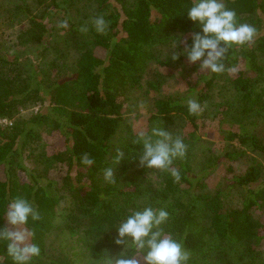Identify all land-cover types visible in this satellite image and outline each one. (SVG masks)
<instances>
[{"label":"trees","instance_id":"1","mask_svg":"<svg viewBox=\"0 0 264 264\" xmlns=\"http://www.w3.org/2000/svg\"><path fill=\"white\" fill-rule=\"evenodd\" d=\"M35 2L42 11L27 15L30 27L22 34L28 33L40 42L35 51L38 56H0V119H14L11 125H0V205L20 195L42 213L37 231L44 257L41 264H78V258L48 250L47 238L59 217L64 218L70 233L81 230L89 236L83 240L79 254L87 259L85 264H91L104 251L115 256L121 250L114 244L116 230L111 224L146 203L170 213L166 230L182 242L189 255L188 264H215V246L216 264H261L264 0H225L240 22L257 30L252 43L228 50L225 66H235V73L201 70L200 61L192 64L184 55L189 73L197 75L194 83L188 78L185 93L161 95L160 85L150 83L160 94L151 119L166 122L165 131L181 135L189 152L177 162L181 181L175 183L166 174L157 188H145L136 177L125 174L124 167L133 163L115 166L114 183L103 179V169L112 161V141L123 124L130 94L142 87L150 63H164L160 54L176 37H181L177 45L182 50L200 31L182 12L189 0ZM71 9L76 13H70ZM97 14H103L109 22L106 33L99 35L91 27L86 33L80 31ZM64 20L68 25L61 29L59 24ZM63 33L61 39L51 43V36ZM75 45L79 55L70 65L67 49ZM24 60L28 63L23 64ZM217 87L220 100L211 110L208 106ZM188 96H195L201 103L199 116L188 114L184 103ZM32 106H39L37 113L16 117L21 109ZM180 119L186 125L183 133L171 127ZM38 129L47 130L51 141L44 151L35 154L29 147L30 141L38 138ZM209 129L224 144L219 160L228 163L217 184L212 185L210 176L220 161L215 163L209 157L208 163H213L202 174L196 173L189 162L190 145L199 142ZM124 154L136 160L129 149ZM85 155L95 162L81 165ZM235 162H246L242 172L237 171ZM5 223L0 215V227ZM106 225L109 230L102 233ZM0 261L10 264L2 249Z\"/></svg>","mask_w":264,"mask_h":264},{"label":"clouds","instance_id":"2","mask_svg":"<svg viewBox=\"0 0 264 264\" xmlns=\"http://www.w3.org/2000/svg\"><path fill=\"white\" fill-rule=\"evenodd\" d=\"M187 19L200 29L191 36L190 45L176 53V37L169 45L173 49L172 60L178 55H185L192 64L200 61L201 70L214 74L232 73L237 71L234 66L226 69L225 56L228 50L242 47L254 41L257 30L249 23H242L234 8L228 6L225 0H189L182 10ZM109 22L103 14L92 17L90 24L81 26L80 31L87 32L89 27L99 35L106 33ZM68 21H61L59 28L64 29ZM202 33V34H201ZM188 114L199 116L203 111L201 103L195 96L185 98ZM133 143L142 146L139 163L147 169L167 173L175 183L181 181V173L175 167L177 161H182L188 152V144L176 133L165 131L158 123L153 122L145 127L138 122L134 131ZM123 158V153L117 152L111 163L103 169V179L114 183L115 166ZM94 159L85 155L81 165L87 167ZM0 215L6 223L0 227V249L10 264H41L43 253L37 241V231L42 221V213L36 205L25 196H14L0 205ZM170 213L165 208L154 207L150 203L138 206L123 216H120L111 226L115 227L114 244L120 251L111 255L104 251L91 264H188L189 255L182 242L166 230ZM106 225L102 231H108ZM3 264V261H0Z\"/></svg>","mask_w":264,"mask_h":264},{"label":"rangeland","instance_id":"3","mask_svg":"<svg viewBox=\"0 0 264 264\" xmlns=\"http://www.w3.org/2000/svg\"><path fill=\"white\" fill-rule=\"evenodd\" d=\"M83 3V2H82ZM88 4H94V2H89ZM77 7V6H75ZM95 7V6H94ZM42 6H38L35 0H0V56H20L23 57L28 54H32L33 57H37L35 51L40 45L39 41L32 40L33 37H30L28 33L25 35L22 32L30 27V20L27 15L31 12L34 15L42 11ZM28 9L30 11H28ZM75 10V8H74ZM28 11V12H27ZM76 13L72 11L70 13ZM49 34H47L48 36ZM61 35L51 36V43H56V38L61 39ZM55 40V41H53ZM63 44V43H62ZM64 46V44H63ZM73 46L68 50L67 60L70 65L75 64V61L79 55V50ZM181 51L177 45L176 53L178 54ZM35 53V54H34ZM174 52L171 47L166 48L160 54V63L158 61H153L150 63L147 72L143 79V85L141 88L134 90L130 94V98L127 102L124 113V121L121 125L120 131L113 139V150L112 158L119 151L123 153V158L116 167H123L122 165L128 164L130 167L125 168V174L129 178L136 177L140 182H142L145 188H157L160 186L162 179L167 173H162L158 170L147 169L140 165L139 163V154L142 152V146L139 144L133 143L135 137V129L137 123H142L145 127H150L153 122L158 123L164 130L166 122H161L157 120H152L151 115L154 109L155 99L161 95H176L185 93L188 85L187 80L193 81L197 79L196 73H189L188 65L185 63L184 55L179 54L178 59L173 61L172 56ZM28 63V60H24L23 64ZM187 76V78H186ZM158 83L160 85V94L156 92L153 88L150 87V83ZM202 82L201 84H203ZM219 87V85H217ZM218 87L214 91L213 102L209 103L211 110L213 109L215 103L220 100L218 96ZM39 106H32L27 109H21L20 114L16 115L23 116L28 118L34 113H37ZM234 115V114H231ZM15 117V118H16ZM14 120V119H13ZM13 120L3 118L0 119L1 126L11 125ZM185 121L176 120L171 126L173 130L183 133L185 130ZM38 138L36 141H30L29 150L34 151L35 154L41 153L44 151V146L47 148V144L50 143V134L47 130L38 129ZM190 161L194 171L198 174H202L204 168H207L209 157H213L214 161L218 162L215 171L211 173L210 178L213 179L211 184H217V180L221 170H224L228 163L221 162L219 158L224 153V144L222 140L217 137V133L208 130L206 133H203L202 138L196 144L190 145ZM129 149L136 157V160L133 162L130 160L129 155L124 154L125 151ZM189 153V152H187ZM178 162V161H177ZM176 162L175 167L178 168L179 165ZM246 162L243 163H234L236 165L237 171L242 172ZM224 165V166H223ZM219 170V172H218ZM225 172V171H223ZM264 218V213L262 214ZM61 226V227H59ZM89 239V236H86L81 230L78 233H70L68 229L65 228V220L62 217H59L56 221V227L49 234L47 238L48 250L51 254H63L68 257H72L77 260L78 264H85L87 259H85L79 252L83 249V240L85 238ZM213 253L214 263L216 264V250L218 246H215ZM236 248V247H235ZM234 248V249H235ZM258 263L264 264V254L258 261Z\"/></svg>","mask_w":264,"mask_h":264}]
</instances>
